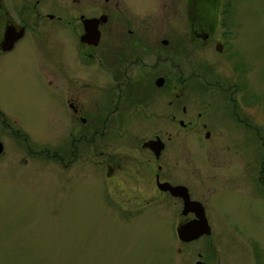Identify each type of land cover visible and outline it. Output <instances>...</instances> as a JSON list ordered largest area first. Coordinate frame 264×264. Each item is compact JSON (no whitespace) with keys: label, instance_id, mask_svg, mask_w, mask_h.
Here are the masks:
<instances>
[{"label":"rangeland","instance_id":"374dc122","mask_svg":"<svg viewBox=\"0 0 264 264\" xmlns=\"http://www.w3.org/2000/svg\"><path fill=\"white\" fill-rule=\"evenodd\" d=\"M37 1L42 13L108 16L99 26L95 59L78 70L79 101L101 116L106 96L115 102L123 88H113L114 62L99 66V59L110 54L114 61L115 50L126 43V28L135 29L133 38L146 46L151 36H169L171 44H159L162 58L143 77L146 83L163 75L164 84L128 85L126 105L135 96L146 101L131 116L123 115L119 102L106 121L108 141L95 136L93 157L81 143L78 159L58 148L66 144L70 126L55 111L57 95L50 89L57 86L51 66L62 50L68 58L72 52L67 31L39 36L49 23L39 19L34 36L27 34L15 51L0 56V264H174L172 222L181 205L150 183L152 156L140 146L155 133L166 147L162 172L188 186L191 200L206 209L223 260L264 264V0H215L214 36L204 47L188 40L184 0ZM216 38L225 44L219 54L213 50ZM29 59L35 68L47 66L49 88L40 77L37 85L32 82ZM170 81L185 84L175 110L166 103ZM232 102L235 122L227 118ZM177 119L191 120V130L183 131ZM202 121L214 125L207 142L198 132ZM99 150L113 156L123 150L141 174L124 162L105 177Z\"/></svg>","mask_w":264,"mask_h":264},{"label":"flooded vegetation","instance_id":"af4514ba","mask_svg":"<svg viewBox=\"0 0 264 264\" xmlns=\"http://www.w3.org/2000/svg\"><path fill=\"white\" fill-rule=\"evenodd\" d=\"M104 1L107 2V0ZM213 1L215 0H184L185 14L187 16L186 33L191 44H197L204 47L213 38L215 21L217 20L215 16H210L208 8L210 3ZM13 4L7 7V5L2 0H0V56L15 51L17 43L20 40H24L27 34L34 36L31 31H35L38 29L37 24L39 19H45L49 22L48 26L43 30V33L39 32V36H46L44 32L51 33V31L54 32L56 30H66V33L71 37L72 52H70V57L68 58V53L63 55V50L61 49L62 51L57 57L56 65L51 66L54 67V69L52 70L53 72L51 71L53 73L52 76H56L57 79V86L50 88L54 90L57 95V99H55L54 103L55 111L63 114L65 120H67V125L70 126L66 131V144L61 145V147L58 148L63 153H65V149H67V154L70 159H78L80 156V144L82 143L84 145L83 148H88V156L93 157L96 148L93 146L95 145V136L98 135L100 137H103L105 143L108 141L107 137H109L108 134H110V132L106 128V121L110 120L109 117L112 116L113 112L116 113V105L120 102L122 105L121 109H124L125 105L126 109L123 115L131 116L132 113H136V111L139 110L138 103L141 101H146L143 100L142 97L135 96V101L133 102L131 99L128 101L130 105H126L128 99V96L126 97V94L129 89L128 85H132V88H141L145 85H148L147 88H150L153 84L156 88H159L164 84L165 78L163 75L156 74L155 76L149 78V80H146V83L144 82L143 77H145L147 74L146 72L155 67L158 60L162 58V56H160L161 51L159 44H162L163 46H168L169 44H171L169 36H165L161 39L155 36H151L149 37L148 46H146L137 38H133L134 35L132 34V31H134L135 29L126 28V43L122 50H115L117 51L115 52V54L117 55L112 56V59L116 56L114 58V61L109 59L111 57L110 54L107 56V59L102 62L99 59V66L109 67L114 62V66L112 68L114 69V71H112V77L114 80L113 88L119 87L118 91H122L120 90V88H123L122 94L119 93L118 95H115V102L112 101V96H106L107 106L105 107L103 116H101L100 113H97V108L94 109L92 106H86L83 104V102L79 101V89L82 83L80 82L78 70L81 65L90 63L95 59L94 48L98 44L97 41L95 45H92L91 40L88 39H83L82 42L80 41V36L84 32L83 21L86 19H94L100 16H106V14L100 13L97 15H90L85 17L82 14L77 13L73 17L66 18L62 15L61 12H54L52 10L43 11L42 13V11H39L36 8V5L38 4L37 0H34L33 2H31V0H13ZM32 16H34V18H32ZM107 18L108 16H106L105 21H107ZM102 24L104 23H98V31L99 26H101ZM127 24L129 23H127L126 20V25ZM64 26H66V29L64 28ZM39 36L37 37L39 38ZM49 36H53V34ZM38 38H32L34 46L37 43ZM223 46H225V44H223L221 39L216 38L213 50H215L216 54H219ZM18 51L24 52V49H18ZM30 62L32 66L30 68L31 72L29 75L33 80L32 82L37 85L38 79L40 77L39 82L41 85L47 87L50 86L45 77L47 66L40 63L38 68H35L34 62H32L31 60ZM131 71H133L132 74ZM157 77L163 78V83L161 86L155 85L154 81ZM213 82L214 81L205 80L204 84L207 85L208 83ZM215 83L217 85V82ZM184 87L185 84L183 83L181 84L171 81L167 82V91L170 98L167 99L166 103L169 106H173L172 110H175L178 101L181 99L177 91ZM217 88L220 87L217 86ZM229 99L230 98L226 97V101H228ZM232 105L233 106L231 112H229V115H231L232 117L227 118L232 119L235 122L234 102H232ZM225 108L226 106H223V109ZM181 110L182 112H184L185 108L182 106ZM196 116L200 117L201 115L198 112ZM169 117L171 118V120H174V113H170ZM208 120L210 121L211 119ZM209 121L200 122V128H198V132L200 131L205 142H207V140L212 137V132L214 131V125ZM176 123L181 129H183V131L187 132L191 130V120H188L186 123H184L182 120L177 119ZM97 125H101L102 128L101 126L100 128H97ZM233 133H235V131H233ZM159 136L160 135L155 133L151 138H148L146 140L150 141L158 138L161 141L162 147L157 153H155V151H153L151 148L143 145L146 141H143L140 146H142V149L146 150L152 156V160L150 163V165H152L149 174L150 178L148 179L150 183H153V186L156 188L159 194L161 193L164 195H169L180 202L181 208L176 211L175 215H173L174 221H171L174 227V233H176L177 227L182 224L188 223L189 221L194 219L195 216L191 211H187L185 213L182 212L183 201L181 197L170 194L167 189H161V187L158 185L159 183H167L170 186H182L186 189L187 195L191 200L188 186H185L180 182L172 181L174 179L171 175L169 177L166 174L164 175V172H162L163 164L160 158L164 155V150L166 147L165 142L161 140ZM164 138L167 142L169 136H165ZM122 151L123 150H121L120 152H116L114 156L107 150L98 151V154L105 155L104 159L99 162L103 165L105 177H112L113 173L115 171H118L120 169V166H122V163L124 162H126L125 165H129V168H132L133 174H141V172L135 169L136 166L133 162H131V160L127 161V155L129 154H124L122 153ZM56 154L58 156L57 152ZM62 155L58 156V158L63 159ZM88 161L90 164L95 163L90 158H88ZM203 215L208 227V233L202 234L199 237L189 241H181L176 235L177 241L174 247L178 258L176 261H174V264H229L228 262L223 260L221 252L215 245L212 225L208 219V215L204 207Z\"/></svg>","mask_w":264,"mask_h":264},{"label":"water","instance_id":"95a60500","mask_svg":"<svg viewBox=\"0 0 264 264\" xmlns=\"http://www.w3.org/2000/svg\"><path fill=\"white\" fill-rule=\"evenodd\" d=\"M105 21V16H100L94 19H86L83 21L84 32L80 36V41L83 39L91 40V44L95 45L99 38V31L97 29V25L100 22ZM155 85L161 86L163 83L162 77H157L155 79ZM144 146L151 148L155 153H157L161 147V141L156 138L154 140L146 141ZM2 150V146L0 143V152ZM161 189H167L170 194L174 196H178L182 198V212L185 213L187 211H191L194 213V219L189 221L188 223L182 224L176 229V235L181 241H189L199 237L202 234L208 233V227L205 222V218L203 215V207L198 201L190 200L187 191L182 186H170L167 183H159L158 184Z\"/></svg>","mask_w":264,"mask_h":264},{"label":"trees","instance_id":"16d2710c","mask_svg":"<svg viewBox=\"0 0 264 264\" xmlns=\"http://www.w3.org/2000/svg\"><path fill=\"white\" fill-rule=\"evenodd\" d=\"M209 8V12H210V16H214V12H215V1L211 2L210 5L208 6Z\"/></svg>","mask_w":264,"mask_h":264}]
</instances>
